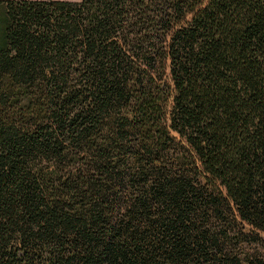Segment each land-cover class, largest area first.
Masks as SVG:
<instances>
[{"label":"trees","instance_id":"obj_1","mask_svg":"<svg viewBox=\"0 0 264 264\" xmlns=\"http://www.w3.org/2000/svg\"><path fill=\"white\" fill-rule=\"evenodd\" d=\"M0 264H264V0H0Z\"/></svg>","mask_w":264,"mask_h":264},{"label":"rangeland","instance_id":"obj_2","mask_svg":"<svg viewBox=\"0 0 264 264\" xmlns=\"http://www.w3.org/2000/svg\"><path fill=\"white\" fill-rule=\"evenodd\" d=\"M68 1H74V2H76V1H80V0H68Z\"/></svg>","mask_w":264,"mask_h":264}]
</instances>
